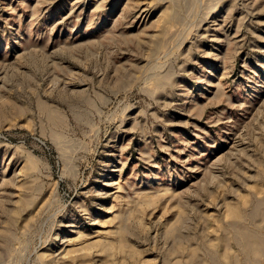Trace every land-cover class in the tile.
<instances>
[{
	"label": "rangeland",
	"instance_id": "obj_1",
	"mask_svg": "<svg viewBox=\"0 0 264 264\" xmlns=\"http://www.w3.org/2000/svg\"><path fill=\"white\" fill-rule=\"evenodd\" d=\"M0 264H264V0H0Z\"/></svg>",
	"mask_w": 264,
	"mask_h": 264
}]
</instances>
